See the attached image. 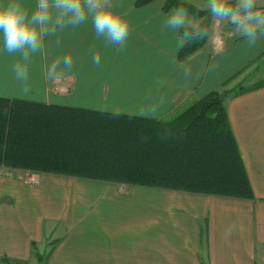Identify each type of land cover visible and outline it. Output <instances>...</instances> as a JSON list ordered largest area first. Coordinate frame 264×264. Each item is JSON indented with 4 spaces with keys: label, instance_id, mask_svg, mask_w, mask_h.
Segmentation results:
<instances>
[{
    "label": "crops",
    "instance_id": "0c3cea01",
    "mask_svg": "<svg viewBox=\"0 0 264 264\" xmlns=\"http://www.w3.org/2000/svg\"><path fill=\"white\" fill-rule=\"evenodd\" d=\"M137 1L112 0L129 25L122 47L98 37L89 17L44 37L27 81L13 71L21 55H8L0 38V98L164 120L212 91L232 89L248 69L263 79L257 62L264 59V37L254 46L233 30L215 37L212 21L206 43L180 58L182 29L165 26L175 8L165 10L166 0ZM36 2L21 0L29 12ZM65 56L72 68L61 63L62 78L49 80L50 65ZM225 105L252 199L1 164L0 264H264V88L228 96Z\"/></svg>",
    "mask_w": 264,
    "mask_h": 264
},
{
    "label": "trees",
    "instance_id": "16d2710c",
    "mask_svg": "<svg viewBox=\"0 0 264 264\" xmlns=\"http://www.w3.org/2000/svg\"><path fill=\"white\" fill-rule=\"evenodd\" d=\"M179 6L201 18L199 27L206 30L184 45L180 58H185L206 43L212 16L185 0H166L164 9ZM261 88L264 79L215 90L164 120L0 98V165L252 199L225 99Z\"/></svg>",
    "mask_w": 264,
    "mask_h": 264
},
{
    "label": "clouds",
    "instance_id": "9594fccd",
    "mask_svg": "<svg viewBox=\"0 0 264 264\" xmlns=\"http://www.w3.org/2000/svg\"><path fill=\"white\" fill-rule=\"evenodd\" d=\"M206 8L215 23L227 21L235 34L242 35L249 46H254L258 37H264V9L259 0H207ZM91 17L95 34L108 44L123 46L128 38L129 25L124 17L113 11L112 0H37L29 12L21 0H0V38L8 55L19 53L23 64L16 63L13 71L20 81L28 79V62L32 54L40 52L44 37L53 36L57 30L78 27ZM165 26L172 30L185 29L178 38L177 47L203 38L206 30L195 20L190 21L183 6L169 14ZM190 29V30H189ZM63 63L71 69L73 60L65 56L61 62L55 60L49 67L47 77L57 81L63 73ZM93 64L99 66V55L93 56Z\"/></svg>",
    "mask_w": 264,
    "mask_h": 264
},
{
    "label": "rangeland",
    "instance_id": "374dc122",
    "mask_svg": "<svg viewBox=\"0 0 264 264\" xmlns=\"http://www.w3.org/2000/svg\"><path fill=\"white\" fill-rule=\"evenodd\" d=\"M185 1H187L188 3L189 2L192 3L193 6L197 7L198 9L207 10V8H206L207 1L206 0L202 1V2L193 1V0H185ZM261 8L264 9L263 7H261ZM201 21H202V19H201ZM212 21H213V18H212ZM211 24H212V22H211ZM217 29H218L217 30L218 33L215 35V37H220L221 35L224 34L223 33L224 31H227V30L232 31V25H230L227 21H224L222 23H218ZM209 34H210V32H209ZM208 38H209V35H208ZM257 65L259 67V70H263L264 71V59H260L257 62ZM253 69H255V68L248 69L247 73L244 76V79H242V81L240 83H238L235 87H232V88H239L240 85H242V86H250V85L258 82L259 79H256V73L257 72L254 71ZM262 78L264 79V77H262Z\"/></svg>",
    "mask_w": 264,
    "mask_h": 264
}]
</instances>
